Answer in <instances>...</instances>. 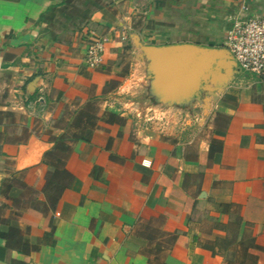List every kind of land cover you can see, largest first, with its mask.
Masks as SVG:
<instances>
[{
    "label": "crops",
    "instance_id": "1",
    "mask_svg": "<svg viewBox=\"0 0 264 264\" xmlns=\"http://www.w3.org/2000/svg\"><path fill=\"white\" fill-rule=\"evenodd\" d=\"M237 16L264 0H0V264H264L260 78L171 91L142 50L224 47ZM130 83L166 126L125 108Z\"/></svg>",
    "mask_w": 264,
    "mask_h": 264
},
{
    "label": "water",
    "instance_id": "2",
    "mask_svg": "<svg viewBox=\"0 0 264 264\" xmlns=\"http://www.w3.org/2000/svg\"><path fill=\"white\" fill-rule=\"evenodd\" d=\"M142 50L151 61L150 78L156 86L162 88L168 85L171 91L187 86L196 93L203 85L226 81L237 67L225 47L181 43L143 46Z\"/></svg>",
    "mask_w": 264,
    "mask_h": 264
},
{
    "label": "built area",
    "instance_id": "3",
    "mask_svg": "<svg viewBox=\"0 0 264 264\" xmlns=\"http://www.w3.org/2000/svg\"><path fill=\"white\" fill-rule=\"evenodd\" d=\"M84 57L83 64L87 68H96L102 64L105 38L91 33ZM224 47L229 50L237 66L248 73L258 76L264 89V18L237 16L226 31ZM148 111V112H147ZM156 109H146L144 119L147 121H159L166 126L167 116H159ZM159 113V112H158ZM162 113V111L160 112ZM141 112L135 110V116L140 118ZM152 158L144 156L141 164L150 166Z\"/></svg>",
    "mask_w": 264,
    "mask_h": 264
},
{
    "label": "rangeland",
    "instance_id": "4",
    "mask_svg": "<svg viewBox=\"0 0 264 264\" xmlns=\"http://www.w3.org/2000/svg\"><path fill=\"white\" fill-rule=\"evenodd\" d=\"M125 55L126 56L124 57V61H126L125 64L127 65V66H125V68L127 67L128 68L127 70H129L131 62L132 61L134 62V60H133L134 54H132L129 51V52L125 53ZM125 64H123V66ZM131 68H132L131 71L129 70L126 72H128V73L132 72L133 73V69H135V65H132ZM140 70H141V67H140ZM142 85L143 84H141V83H140V85L130 83V85L125 87V89H124L125 91H123V102L127 104V107L125 106V108H127V109H128V107H129V109H133V108L138 109V111L141 112L140 118L144 119V114L146 113V108H143L146 105L144 102L157 100V95L154 94V92L152 91L151 88H149V86L147 87V86H144V85L142 86ZM154 108L156 109V111H157L156 113L159 116L164 115L165 111H163V109H160L159 107H156V106ZM132 111L135 114V110L133 109ZM161 111H162V113H160ZM26 197H27V195H26Z\"/></svg>",
    "mask_w": 264,
    "mask_h": 264
},
{
    "label": "trees",
    "instance_id": "5",
    "mask_svg": "<svg viewBox=\"0 0 264 264\" xmlns=\"http://www.w3.org/2000/svg\"><path fill=\"white\" fill-rule=\"evenodd\" d=\"M11 228V230H12V227H10ZM1 235H3V236H5V238H6V240H7V242H10V237L8 236V234H7V232L6 233H0Z\"/></svg>",
    "mask_w": 264,
    "mask_h": 264
}]
</instances>
